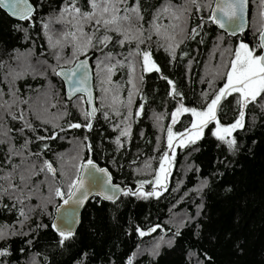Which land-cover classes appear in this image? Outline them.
Returning <instances> with one entry per match:
<instances>
[{"label": "trees", "instance_id": "1", "mask_svg": "<svg viewBox=\"0 0 264 264\" xmlns=\"http://www.w3.org/2000/svg\"><path fill=\"white\" fill-rule=\"evenodd\" d=\"M80 2L83 5L85 0ZM134 2L135 0H129V4ZM162 2L163 0H141L146 20L151 19L149 13L154 11V6ZM173 2L181 3L182 0ZM202 2L206 3L208 0ZM30 3L33 4L35 13L31 20L24 22L10 19L0 9V63L4 65L0 68V89L5 93L9 92L10 84L4 82L5 74L11 69L20 70L21 62L28 56L34 72L30 71L32 74L27 73L22 79L16 80L11 88L19 89L17 95L28 100L31 108L17 102L13 111L19 114L23 109L25 119L32 123L35 131L25 129L23 135L18 131H13L10 135L15 138L13 143L17 150L24 151L26 163L36 162L38 168L44 160L53 163L58 169L57 181L65 192L68 179L60 176L57 163L58 160L63 163L61 157L72 149L73 144L80 145V148L82 143L90 144L91 152L87 148L79 150L82 164L91 158L94 163L108 169L113 183L117 185L128 186L136 191L139 181H151L153 175H146L148 169L145 170V163L150 161L151 168H156L160 157L168 151L167 127L172 123L171 113L179 106L180 100V97L174 99L168 95L172 86L160 77L163 75L174 82L176 90L183 96L185 107L203 110L225 82L224 78H220L216 84L215 79L214 87L209 89L208 81L212 80L214 73L221 70L218 66L223 64L216 45L219 44L222 51L229 45L235 47L240 40L250 45L256 42L251 29L254 6L250 3L249 27L243 35L230 37L219 31L207 20L210 10L205 9L198 15L193 13L187 23L190 32L191 28L201 23L200 17L204 18L203 28L198 29L200 35L196 39L184 37L183 34L177 35L176 40L183 38L184 42L176 49L174 60L164 47L156 43L159 39L157 37L153 38L150 46L141 45V48L150 47L160 72L143 74L144 80L139 85L140 93L133 97L132 135L128 139L121 138L122 147L117 151L114 140L119 135V130L113 131V126L120 120L111 112L110 119L106 121L102 111H98L90 131L68 127L69 123L86 122L82 121L76 106L79 96L67 102L63 83L48 67L57 65L46 44L47 35L52 36L53 30L55 33L58 31L60 36L64 31L72 30L70 25L59 22L60 10L65 0H30ZM63 19L70 18L65 14ZM160 23L170 24L167 19H162ZM45 24L49 25L48 29L44 27ZM21 27L23 31L20 30ZM159 43L165 42L159 39ZM127 49L128 47L120 49L117 46L113 50L126 53ZM66 52L68 51L64 52L65 56ZM98 55V52L89 53L92 57L93 75L95 57ZM16 57H20L21 62ZM44 61H47L46 67L37 65ZM58 68L59 66L57 70ZM126 71L118 70L112 78L122 85L119 90L120 100L123 102L119 105L122 115L119 119L128 114L127 90L131 86L126 83ZM96 83L94 77V89L97 88ZM48 86L50 94L45 100L43 95ZM95 92L96 107L99 108L100 95L97 89ZM206 92L209 93L207 100L203 97ZM234 96L235 94L222 101L223 108L217 114L222 125L233 123L238 116ZM4 99L11 102L12 97L6 95ZM53 104L56 106L52 107ZM141 104L144 105L141 116L136 117L135 112ZM45 107L47 111H44ZM82 107L85 108V105ZM64 111L69 115L55 121L59 127L53 128L51 123L41 122V119H56ZM33 113L38 114L41 119H36ZM157 116L163 118L157 122ZM191 121L190 113L182 114L173 125V131L184 132L185 128L190 127ZM7 126L18 130L23 126V121L7 119ZM61 128L65 130L61 131ZM214 128L215 124H210L195 144L176 148L167 190L159 198L141 199L135 195H121L115 203L93 198L82 213L81 224L74 237L66 241L63 247L59 244L58 234L51 228L56 207L62 200L56 198L45 208L47 183L41 184L45 181V173L36 175L32 178V183L38 186V192L34 190V193H38V199L29 203L25 201L35 210L30 213V218L23 227L16 223L18 212L12 208L13 201L7 197L0 199V224L14 226L20 233L7 240H0V249L7 248L9 251V255L0 257V264H126L133 254H136L133 264H264V111L254 106L245 110L244 128L233 133L237 140V151L234 154L229 153L226 145L212 135ZM53 134L56 139H37ZM85 136L88 137L87 140H84ZM26 140L29 141L28 149L24 150L21 145ZM45 144L48 145L47 149L44 148ZM38 152L41 153L40 156L35 155ZM6 155L7 145H0V167L5 171L11 168V165L3 163ZM13 163H20V158L14 157ZM184 166L187 167L186 172ZM68 168H65L68 175L74 176L75 168ZM50 179L49 176L48 180ZM16 183H19L18 178ZM151 190V184L144 185V191ZM156 225H160V228L143 238L136 232L137 227L147 231ZM177 230L179 235H175ZM25 232L28 235H24ZM160 237L171 243L161 242L158 250L155 247L152 249L151 244L157 243Z\"/></svg>", "mask_w": 264, "mask_h": 264}, {"label": "snow or ice", "instance_id": "2", "mask_svg": "<svg viewBox=\"0 0 264 264\" xmlns=\"http://www.w3.org/2000/svg\"><path fill=\"white\" fill-rule=\"evenodd\" d=\"M256 5L255 15L258 17L254 27V36L256 42L252 45L240 40L235 47L231 45L223 48L221 51L220 45H216V51L220 52L223 64L218 66L220 71L216 72L212 80L208 81L209 89L214 87L215 79L217 77L224 78L225 82L222 87L213 94L210 103H207L206 108L197 110L196 108H188L183 105V96L176 90L174 82L163 75L161 79L167 80V83L172 86V90L168 93L169 96L180 97L178 107L171 113L172 123L167 127V148L163 156L159 160V168L155 170L154 179L151 181H139L136 191L131 189H120L117 185L112 183V177L104 168H98L91 158L84 164H74V176H69L68 172L61 164L59 174L61 177L67 178V192L62 190L57 181L58 169L53 166V163L44 160L37 170V163H26L27 157L24 151L17 150L13 143L14 137L10 135L13 131H18L21 135L24 134L25 129L35 131L32 123L25 119L24 110L21 109L19 114L13 111L17 107V102L28 105L31 108L28 100H24L17 95L19 89L11 88L15 81L22 79L23 76L32 69L30 64H26L23 70L11 69L4 76V82L10 84V90L5 93L0 89V145H7V155L4 159V164L11 165L7 171L0 167V199L7 197L13 201L12 208L17 209L19 223L23 227L24 223L29 220L30 213L35 209L26 205L25 201L32 199L34 190H38V186L32 183V178L40 173H45V181L41 184L47 183L48 195L45 196L47 204L53 203L56 198L63 201L60 207L64 208L61 213L60 221H54L51 228L57 232L59 236L60 246H64L66 241L72 239L75 235L72 230V224L76 221V207L82 206L84 201L92 194L93 188L95 195L103 200L111 201L113 203L118 199V193L124 196H137L141 199H148L149 197H157L162 194L157 189L167 190V180L170 176V168L176 155V148H184L191 144H195L197 140L201 139L204 134V129L210 124L214 123L215 128L212 130V135L226 145L229 153L234 154L237 151V140L233 133L238 129H243L245 126V110L250 106L259 107L264 111V0H208L204 3L202 0H182L181 3H174L173 0H163L158 6H154V11L149 13L150 20L145 19V12L141 5V0H135L134 3L129 4V0H85L81 5L80 0H65L64 6L61 8V19L59 22L70 25L72 30L64 31L60 38L55 39L48 37L49 47L53 50L52 56L56 61L57 66L48 65L53 74L61 77L66 85V95L69 100H72L77 93L81 95L78 98L77 107L79 108L82 119L86 122L69 123V128H85L92 130L93 120L96 118L98 111H102L103 118L108 121L110 119V109L112 115L120 117L122 114L119 110V105L123 102L120 100L119 90L122 85L113 81V76L118 70L126 69L127 81L126 83L131 87L128 91L127 109L128 114L120 120L119 123L113 126V131L119 130V135L115 138L114 143L117 146V151L122 147L121 138L131 137L132 131V104L134 95L140 93L139 85L144 80V73L160 72V68L153 60V53L150 47L141 48V45L150 46L153 43V38L157 37L163 39L164 44L156 43L160 47H164L165 51L174 60L176 58V49L184 42L183 38L176 40L177 35L183 34L184 37L196 39L200 35L198 29L203 28L204 18L201 16V23L196 27L191 28L190 32L187 29L188 20L193 13L200 14L205 9L210 10V15L207 20L214 25H218L220 29L225 30L230 36L243 35L246 31V13L249 4ZM213 4L215 7H213ZM0 7H5L10 10L12 16L19 20H31L33 16V7L28 3V0H0ZM70 19L64 20V15ZM167 19L170 24L162 25L160 21ZM46 29L49 28L45 24ZM169 27L171 32H169ZM20 30H24L21 27ZM178 30V31H177ZM221 42L223 37L220 38ZM128 47L125 52H116L113 49L117 46L120 49ZM134 45V46H133ZM111 46V47H110ZM71 48V56L64 55L65 48ZM107 49V51H106ZM98 52L99 55L95 57V78L99 81L98 89L102 93L100 99V107H91L93 104V93L90 80L93 78L90 74L89 60L92 58L89 53ZM227 54V58H225ZM85 57L80 59V57ZM122 57V58H121ZM20 61V57H16ZM27 59V58H25ZM47 64V61H44ZM73 65V67H64V65ZM4 65L0 63V68ZM140 74L138 75L137 69ZM43 75L44 73H35ZM11 77V80H9ZM234 96L235 103L238 109V116L233 123L222 125L218 119V112L222 110V101H225L230 96ZM12 97L11 102L4 99L5 96ZM209 93H203L205 100L208 99ZM85 97L87 99H85ZM110 99V102L109 101ZM88 104L90 107L85 109L83 104ZM55 107L56 105H51ZM144 105L141 104L139 109L135 112L136 117H140ZM47 111V107L44 108ZM184 113H190L192 121L190 127L185 128L184 132L176 133L173 131V125L179 121V117ZM36 119L41 117L33 113ZM69 115L67 111L60 113L56 119H63ZM11 121H23V126L20 129H14L7 126V119ZM163 117L157 116L156 120L159 122ZM42 123H52L49 120L41 119ZM123 125V127L121 126ZM52 127H59L58 124L52 123ZM64 131V128L60 129ZM53 134L49 137H37L39 140L56 139ZM88 137L85 136L84 140ZM29 141L26 140L21 148L28 149ZM47 149L48 145L45 144ZM81 148H87L89 152L92 150L90 144H81ZM171 153V155H170ZM40 156L41 153H35ZM19 157L20 163H13V158ZM63 159V157H61ZM76 160L77 157H71ZM23 165V167H22ZM146 169H151L150 161L145 163ZM82 170H87L85 173ZM101 174V175H97ZM51 177L48 180V177ZM17 178L19 183H16ZM87 182V183H86ZM151 184V191H144V185ZM206 186V182L205 185ZM27 190V196L24 195ZM20 193V195H16ZM17 205L19 207L17 208ZM7 207V205H5ZM60 207L57 212H60ZM37 227H47V225H37ZM160 225L149 228L147 231L136 228V232L140 238L156 232ZM20 233L14 226L7 224H0V240H7L11 236L19 235ZM28 235L27 232L23 233ZM179 235V230L175 233ZM161 242L171 243V241H164L163 237L155 245L158 250ZM31 241H29V244ZM23 251V249H21ZM157 254V253H154ZM9 255L7 248L0 249V257ZM136 254L127 259L126 264H133Z\"/></svg>", "mask_w": 264, "mask_h": 264}, {"label": "rangeland", "instance_id": "3", "mask_svg": "<svg viewBox=\"0 0 264 264\" xmlns=\"http://www.w3.org/2000/svg\"><path fill=\"white\" fill-rule=\"evenodd\" d=\"M253 6H254V9H253V11H252V16H251V23H252V26L254 25V24H256V22H257V20H258V17L255 15V13H256V5L255 4H253ZM252 29V31L254 32V27H252L251 28ZM48 37L50 36V35H47ZM52 38H53V41L55 40V39H58V38H60L61 36H60V34L58 33V31L55 33L54 32V30H53V32H52V36H51ZM46 41H47V47H48V49H49V52L50 53H52V49L49 47V40H48V38L46 39ZM134 46V45H133ZM126 47H130V46H127L126 45ZM65 51H68V52H66V57H70L71 56V48L69 47V48H65L64 49V52ZM21 62V61H20ZM22 63V65H20L19 67H20V70H23V67L26 65V64H30L31 65V63H30V61H28V56H27V61L25 60V59H23V62H21ZM37 65H39V66H43V67H46V65L47 64H44L43 62H39V63H37ZM32 66V65H31ZM139 69V68H138ZM33 70H34V68H33ZM95 70H96V65H95ZM33 72V71H32ZM32 72H29V73H31L32 74ZM138 72H139V70H138ZM95 74V73H94ZM215 74L216 73H214V75L212 76V79H213V77L215 76ZM94 77H95V75H94ZM96 79V78H95ZM220 78L219 77H217L216 78V84H217V82H218V80H219ZM97 80V79H96ZM98 83H99V81L97 80V83H96V85H97V91H99V89H98ZM50 86V85H49ZM48 86V88L46 89V91H44L45 92V94L43 95V97H44V99L46 100L48 97H49V94H50V87ZM95 89V90H96ZM213 91H214V89H213ZM211 93H212V91H211ZM95 94H96V92H95ZM99 95H100V97L102 96V93L99 91ZM110 99L111 98H109V101L108 102H110ZM236 104V103H235ZM85 105V109H87L86 108V104H84ZM76 106H77V103H76ZM104 110H107V111H109V112H111V110L110 109H104ZM59 115V114H58ZM48 116L50 117V115L48 114ZM56 116V115H55ZM54 116V117H55ZM81 116V115H80ZM54 117H52V118H54ZM81 119H82V117H81ZM57 119H52L51 120V122H54V123H56L57 121H56ZM117 120H121V119H119L118 117H117ZM56 121V122H55ZM82 121H84L83 119H82ZM51 125H52V123H51ZM167 134V133H166ZM127 139H128V137H126ZM79 150H82V148H80V145H76V144H73L72 145V149L66 154V155H62L64 158H63V163H60V160H58V166L60 167L61 166V164H68L67 166L66 165H64V169L66 168V167H69L68 169H71L70 167L72 166V165H74V164H82V162H81V158H82V156H80V153H81V151L79 152ZM73 156H76L77 157V159L76 160H72L71 159V157H73ZM69 161V162H68ZM159 168V162L157 163V167L156 168H154V167H152L151 169H146L145 168V170H147V173H146V175H148V176H152L153 175V177H152V180L154 179V176H155V170L156 169H158ZM186 168L187 167H185L184 166V172H186ZM37 170H38V167H37ZM144 170V169H143ZM170 172H171V168H170ZM35 177V176H34ZM33 177V178H34ZM169 178V177H168ZM168 184H169V182H168V180H167V186H168ZM158 191H161V192H163L164 190H162V189H157ZM37 192H38V190H37ZM36 192V193H37ZM36 193H34L33 192V195H32V199H30V200H26V202H30V201H32V200H37L38 199V196H37V194ZM27 194H28V192L27 193H25L24 195L25 196H27ZM26 205H30V204H26ZM157 243H155V244H151V248L153 249L154 247H155V245H156ZM147 248V247H146ZM146 250H144V252H145Z\"/></svg>", "mask_w": 264, "mask_h": 264}, {"label": "water", "instance_id": "4", "mask_svg": "<svg viewBox=\"0 0 264 264\" xmlns=\"http://www.w3.org/2000/svg\"><path fill=\"white\" fill-rule=\"evenodd\" d=\"M28 3L33 7V14L35 13V8H34V6H33V4L32 3H30V0H28ZM213 7H215V5L213 4ZM249 7H250V4H249ZM0 9L3 11V12H5L6 14H7V16L10 18V19H12V20H14V21H20V22H24V21H26V20H24V21H21V20H19L17 17H15V16H12L11 14H10V10L8 9V8H5V7H0ZM246 21H247V24H246V31L248 30V27H249V8H248V11H247V13H246ZM219 31H221V32H223V33H226L228 36H230L225 30H223V29H220L219 27H218V25H214ZM245 31V32H246ZM230 37H236V36H230ZM91 57V56H90ZM85 57H83V58H81V59H84ZM89 65H90V74H91V76L93 77L91 80H90V84H91V86H92V93H93V104L91 105V107H96V94H95V89H94V75H93V67H92V64H91V59L89 60ZM71 67H73V65L71 66ZM58 70H59V68H58ZM58 79H60L61 80V82L63 83V86H64V95H65V100L67 101V102H71L72 100H69L68 99V97H67V95H66V92H67V85H66V83H65V81L61 78V77H59ZM81 94L80 93H77V95L76 96H74L72 99H75L76 97H78V96H80ZM85 99H87L86 97H85ZM86 104V103H85ZM90 106L88 105V104H86V108L88 109ZM84 163H86V162H84ZM83 163V164H84ZM94 163V162H93ZM98 168H103V167H101V166H99L98 164H96V163H94ZM104 169H106L107 171H108V169L107 168H104ZM82 171H84L85 173L87 172V170H82ZM108 173L110 174V172L108 171ZM98 176L99 175H101V174H97ZM111 175V174H110ZM87 183V182H86ZM112 183H113V180H112ZM114 185H117L116 183H113ZM120 189H130L128 186L127 187H122V186H120V185H117ZM118 195V198L122 195V194H117ZM99 198V199H101L99 196H97V195H95V189L93 188V191H92V194L89 196V198L87 199V200H85L84 201V203H83V205L82 206H78V207H76V209H75V211H76V221L77 222H75V223H73L72 224V230L74 231V233L77 231V229H78V227L80 226V224H81V216H82V213H83V211H84V209H85V207L87 206V204L89 203V201L90 200H92L93 198ZM101 200H103V199H101ZM104 202H111V201H107V200H103ZM63 204V201L59 204V206L58 207H60L61 205ZM58 207H56V210H55V214H54V218H53V220H52V223L54 222V221H56V222H59L60 221V216H61V213L64 211V208H66V207H68V206H63V207H60V212H57V208ZM56 232V231H55ZM57 233V232H56Z\"/></svg>", "mask_w": 264, "mask_h": 264}]
</instances>
